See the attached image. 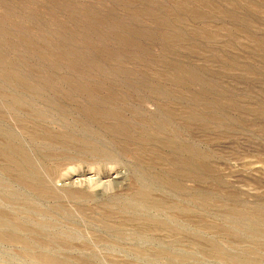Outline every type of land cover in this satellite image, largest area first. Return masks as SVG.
<instances>
[{
  "label": "rangeland",
  "instance_id": "1",
  "mask_svg": "<svg viewBox=\"0 0 264 264\" xmlns=\"http://www.w3.org/2000/svg\"><path fill=\"white\" fill-rule=\"evenodd\" d=\"M0 264H264V0H0Z\"/></svg>",
  "mask_w": 264,
  "mask_h": 264
},
{
  "label": "bare ground",
  "instance_id": "2",
  "mask_svg": "<svg viewBox=\"0 0 264 264\" xmlns=\"http://www.w3.org/2000/svg\"><path fill=\"white\" fill-rule=\"evenodd\" d=\"M27 160V159H26Z\"/></svg>",
  "mask_w": 264,
  "mask_h": 264
}]
</instances>
